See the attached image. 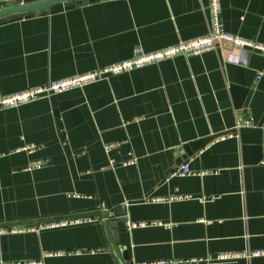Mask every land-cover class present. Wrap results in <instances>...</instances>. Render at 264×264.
<instances>
[{"label": "crops", "instance_id": "0c3cea01", "mask_svg": "<svg viewBox=\"0 0 264 264\" xmlns=\"http://www.w3.org/2000/svg\"><path fill=\"white\" fill-rule=\"evenodd\" d=\"M12 1L19 2L0 0V8ZM208 3L59 0L0 21V92L111 65L139 45L151 51L201 36ZM221 4L226 30L264 43V0ZM259 71L262 52L225 43L0 109V223L109 209L126 217L120 243L134 264L264 248ZM238 119V137L215 139ZM106 143L115 144L107 151ZM131 152L136 161L123 164ZM36 159L43 165L27 168ZM186 162L192 173L175 172ZM174 193L192 196L145 198ZM81 216L93 219L0 234V264H118L103 216ZM127 219L173 224L128 229ZM209 264H264V257Z\"/></svg>", "mask_w": 264, "mask_h": 264}, {"label": "built area", "instance_id": "2783aa9c", "mask_svg": "<svg viewBox=\"0 0 264 264\" xmlns=\"http://www.w3.org/2000/svg\"><path fill=\"white\" fill-rule=\"evenodd\" d=\"M19 2H25L24 0H19ZM222 4L221 0H209L208 3V31L201 35L191 39H180L178 42L162 47L156 50H145L141 45L135 47L134 53L131 57L118 61L108 66L98 67L87 73L73 75L65 77L63 79L48 80L45 83L38 84L32 87H26L24 89L13 91L9 93L0 92V109H5L7 107L18 106L23 103L33 101L41 96H49L53 93H58L61 91L69 90L75 87H82L86 84L99 79L100 77L108 73H119L122 71L131 70L137 67H141L145 64L158 62L162 59L175 56L177 54H184L186 56L200 53L208 49H219L223 48L225 43H230L232 47L242 48L245 46L255 48L264 54V43L256 41L254 39H249L240 35H236L226 30L223 25L221 18ZM264 75L263 71H259L257 77ZM243 122L238 119L237 123L232 129H227L222 133L215 136V139H222L228 136H239V130ZM115 143H106L105 149L110 151L111 147ZM20 149L31 150V145H23ZM136 161V156L131 155L128 159H125L123 164H132ZM44 161L42 159L32 160L27 168L41 167ZM116 162L114 159L110 160V164L114 165ZM264 163V160H263ZM175 172L178 173H192L190 164L188 162L183 163L180 167L176 169ZM201 173H203L201 171ZM192 194L190 193H174L170 195H160V196H147V200L153 201H170L179 198H189ZM84 219H93V216H71L62 218H48L44 220H39L36 222L27 223H0V234L5 232H19L26 231L30 229H40L41 227H55L60 225H66L73 222H81ZM150 224H161L166 226H171L173 223L165 222L161 220H132L127 219L125 225L128 229H133L138 226H147ZM58 252H49L47 255H57ZM254 257H264V248L258 249H247L242 252H221L216 256H209L207 258H189V259H169V260H159L155 264H200L202 262L211 263L214 261H228L235 260L239 258L251 259ZM16 264H43L42 262L32 261Z\"/></svg>", "mask_w": 264, "mask_h": 264}, {"label": "water", "instance_id": "95a60500", "mask_svg": "<svg viewBox=\"0 0 264 264\" xmlns=\"http://www.w3.org/2000/svg\"><path fill=\"white\" fill-rule=\"evenodd\" d=\"M59 0H33L29 2L12 1V4L0 8V21L9 19L15 15L23 12L41 8ZM97 0H75L77 4H83L87 2H94ZM77 216L97 214L98 218L103 216V223L107 232V241L110 248L113 249L115 256L118 259V264H134L131 255L126 246L120 243L121 232L120 222L126 217L120 214H114L109 209H93L88 212L77 213ZM56 218H62L65 216H55ZM52 218V217H50Z\"/></svg>", "mask_w": 264, "mask_h": 264}]
</instances>
